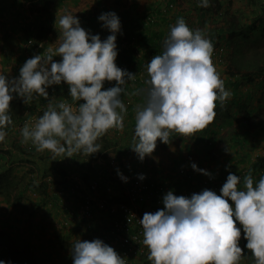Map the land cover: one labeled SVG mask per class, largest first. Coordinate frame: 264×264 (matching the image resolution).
Wrapping results in <instances>:
<instances>
[{
	"label": "clouds",
	"instance_id": "1",
	"mask_svg": "<svg viewBox=\"0 0 264 264\" xmlns=\"http://www.w3.org/2000/svg\"><path fill=\"white\" fill-rule=\"evenodd\" d=\"M199 3L207 7L209 0ZM98 20L111 33L106 39L83 28L76 15L57 14L55 27L60 36L54 56L62 59L57 62L52 55L38 54L26 60L18 77L0 72V143L12 124L9 110L16 96L26 104L36 97L47 99V89L62 83L69 86L71 99L80 103H49L34 123L21 129L24 142L65 158L80 152L90 156L101 151L97 141L109 129L124 127L127 108L121 99L122 86L136 74L116 63L117 35L122 29L119 16L104 12ZM221 44L213 46L202 30L190 28L183 18L171 27L163 53L148 61L150 87L145 106L136 112L131 149L141 161L154 152L158 140L169 143L171 132L191 136L208 126L216 116L217 101L229 103L225 101L231 92L216 71L224 63L213 64L211 59L214 48ZM105 81L116 85L105 89ZM191 167L201 178L210 175L195 163ZM242 167L214 174L244 170ZM117 174L127 182L122 172ZM145 178L139 175V179ZM220 193L204 189L187 197L170 190L163 197L164 208L144 213L139 220L142 243L149 249L152 264H240L242 229L255 264H264V176L256 181L250 174L241 177L230 172ZM71 256L73 264H126L125 257L99 238L77 240ZM0 264L11 262L0 260Z\"/></svg>",
	"mask_w": 264,
	"mask_h": 264
},
{
	"label": "crops",
	"instance_id": "2",
	"mask_svg": "<svg viewBox=\"0 0 264 264\" xmlns=\"http://www.w3.org/2000/svg\"><path fill=\"white\" fill-rule=\"evenodd\" d=\"M68 1H72V7L78 6L81 11L90 10L92 8L93 11L91 13L88 11L83 15L82 12L77 13L75 8L74 10L72 9L71 12L72 15H76L80 19L81 26L83 28L91 31L93 34H99L102 40L106 39V37L111 33L102 27V22L98 20V17L104 12L112 11L119 16L122 29L121 33L117 35L118 56L116 63L126 62L127 60L141 63L150 61L155 55H157L154 43L160 44L161 47H164V40L170 35V29L175 25L178 18H183L190 28L202 30L205 36L208 34L209 29L216 27L211 26L210 22L221 18L215 16V14H211L209 11L205 12L195 9V3H198V5L200 4L199 0H173V6L169 8L166 16H164L163 19L162 17H159V22L151 25V28L145 32L146 36L152 38L154 37V41H151L152 47H150V49L139 48L136 49L137 51H133V49H124L126 44L131 43L132 39L135 38V35H137L135 29L132 28L135 25L133 24L135 22L132 21V19L136 18L135 21L140 22V18H142L143 14H147L155 9L159 10L160 6L158 0H95L92 2V5L89 6L90 8L86 9L81 8V0H67L64 4L57 7L63 8L64 11L65 6L69 4L67 3ZM218 2L225 6L224 9H233L235 16H238V11H240V9H238V6L236 7L234 1L229 3L231 0H228V2L227 0H219ZM30 7L31 4L25 0H0V16L4 15L3 19L6 21L9 33L12 37H14L15 41V44L12 47L14 53L10 54L9 49H11V47L8 48V40L3 39L4 33L0 29V72L7 74L9 78L19 76L20 67L26 62L28 51L31 49L30 40L34 41L35 38H38L36 34L41 31L40 27L43 26V22L40 23L37 19H35L37 16H35V13L32 14ZM53 10L54 8L52 11ZM63 11L62 13L57 14L64 15ZM52 14H54V17L51 15L47 20L46 18H43L46 27H48V25H55L57 14ZM42 31L44 32L42 35L45 36L43 37L45 45L51 50L52 55H54L55 49L59 43L57 40L59 39L60 33L58 32L57 35H52L50 31L45 32L43 29ZM132 51L133 53H131ZM54 57L57 59V62L62 59V57L58 55ZM216 71H218L219 76L223 79L226 90L231 92V96L225 102H234L232 100L234 99L236 92L234 87L237 86L229 84L230 82H228V79L231 77L226 75L223 65L216 68ZM258 82L259 80H257V83ZM250 83L252 84L251 81ZM251 84L249 85L250 88ZM63 86L64 91H61L60 85H53L49 87L47 89L49 92V97L47 99L44 97H36L29 102V104H26L22 98L16 96L11 101L10 108H12V110H16L17 117L12 121V124L6 130L7 136L4 142L0 143L1 186L6 183V179H9V182H13V177H17L18 174L22 175V169L29 171V176L27 178L31 183H45L43 193L37 189L32 190L30 189L31 187L27 189V192L29 193L28 196L31 197L33 202L38 201L37 203L41 204L39 205L40 207L37 210L35 209V211L31 214L24 213L20 204L17 205L18 201L14 199L16 193H11V190L0 191V238L4 236L6 238V243L10 245V248L11 246L13 247L15 255L23 258V260L20 261L22 264H31L28 263L25 258L31 259L33 262L32 264H68V262H72L73 264L71 247L74 242L80 239L89 241L94 240L98 238V233L100 232V225H97L95 220H82L78 223H73L68 227H63L64 232H62L64 235L62 236H64L63 238L65 242H69V244L66 245L67 247L65 249H63L64 255L61 254L62 251L60 249L57 250L58 244L56 242L58 241L55 237V227L58 223L57 218H59V215L61 214V206L54 201L57 186L63 175L70 174L71 176L80 178L81 175L84 177V171L88 169L84 167L82 168V165L85 164L84 162L80 163L82 165L77 164L72 161L71 157L65 158L64 155H54L48 150L38 151L31 141L24 142L21 133V129L23 127L18 128L19 122H25L26 124L34 123L35 119L40 117L43 112L47 110L49 103L56 104L60 100H65L67 103L73 102L74 100L71 99L69 93V86L67 83H63ZM149 87L150 85L147 82L135 84L130 89V94L128 95L129 97H126L129 98V102L126 103V100L124 98L122 99L123 102L125 101L124 103L127 108V112L124 115V127L122 128L123 136L121 137L123 138V145H119L120 143L122 144V142L112 135V129L108 130V132L104 134L107 139L117 142L116 147H129L130 144L134 143L136 112L139 108L145 106L146 90ZM244 92L245 90H242L239 94L244 95V97L251 96L250 90L247 94ZM220 105L221 104H217L216 107ZM239 115L237 114L232 116V118H241V121L245 124L242 115L240 113ZM229 121H231V119L225 120L219 117H214V120L208 126L198 131L193 136L191 135L190 138L193 137L192 139L195 140L196 143H200L201 147L197 146L196 150L192 145V139L184 140V136H181V134L173 131L170 133L169 143L166 144L160 142L159 140L157 141V148L160 147L161 150L155 149L152 153L153 155H148L149 159L153 158L152 161L154 162L156 168L165 172L173 168H179L186 162V159L184 158H188L189 154V156L195 154L199 156L200 159L195 160L198 168H201L204 164L212 163L218 167L214 169L216 172H219L220 169L225 167L233 168L234 166L230 163V156H227L226 160L222 159V157L216 158L215 160L211 158L212 154L215 153L216 149L219 147L217 142L224 137L223 134H225L227 130L226 124ZM260 121L261 120L256 122ZM262 121L263 122L261 123H264L263 119ZM261 123L258 125L262 128L264 125ZM259 130L260 127L258 129V126L256 130L255 128H251L248 136L254 138L256 141H258V138L263 139L264 135L260 134ZM261 131L264 132V130ZM210 135L214 136L215 140L210 141L208 139ZM243 135L244 138L248 137L245 133ZM226 137L227 136H225L224 139ZM229 146L231 147V144H229ZM261 147H259L257 152L255 151L256 153L254 159L257 162L261 160L262 155L259 154L264 152H260ZM208 151H211L212 154H209ZM219 151L217 153L221 155ZM250 151L251 149L249 148L248 152ZM248 157L250 158V154ZM134 163L136 165L138 163V165L146 167L144 161L141 163L139 158L137 161H134ZM256 172H258V170ZM36 173H39V175ZM261 174L264 176V169L259 175ZM257 176L258 175L256 174L254 177L257 178ZM17 180L19 179H16V181ZM89 181L90 178H85V181L83 179L85 187ZM102 181L103 182L100 186V195L102 197L109 199L120 197V195H118V185H116L113 179H109L108 177ZM24 192L25 188L21 191V193L23 194ZM17 194L19 195V192H17ZM22 194L20 196H22ZM50 200L53 202L49 204L48 202ZM3 231L6 232V234L2 233ZM72 240L75 241L70 242ZM24 249L28 254L26 257H24ZM29 250L32 251L30 252Z\"/></svg>",
	"mask_w": 264,
	"mask_h": 264
},
{
	"label": "built area",
	"instance_id": "3",
	"mask_svg": "<svg viewBox=\"0 0 264 264\" xmlns=\"http://www.w3.org/2000/svg\"><path fill=\"white\" fill-rule=\"evenodd\" d=\"M159 1V6L160 8L163 7L164 11H166L167 6H173L172 3L166 2V0ZM156 17L158 15L155 14L150 21L159 20ZM30 43L31 49L28 51L27 59L38 54L42 56L52 55V52L45 45L44 38L40 40L34 39V41L30 40ZM131 47L132 45H126L125 49L129 50ZM132 48L137 49V46H133ZM164 50L162 46L159 54H162ZM224 52V45L214 48L211 57L213 64L224 63V56L226 54ZM53 60L57 61L55 57H53ZM147 64L148 62L141 65L123 62L117 64L122 69L136 74L135 79L128 81L122 86L124 90H128L129 93L133 85L146 83L150 79L147 72ZM115 85V81H105L104 88L107 89ZM124 99L126 103L129 102V98H126V96H124ZM79 103L80 101L70 102L73 106H77ZM25 124V122H19L18 128L24 127ZM112 135L115 138H121L123 129L112 128ZM129 150L131 149H124L115 158H103L101 156L93 160L90 181L86 184V187L83 184L82 175L80 178L71 176L70 174L62 176L57 186L55 197V202L61 206L58 222L62 227H68L82 220H95L97 225H100L98 238L109 246H112L122 257H125L126 264L137 261L143 254L149 256V249L142 243L143 228L139 220L142 219L145 212H155L158 209L164 208L162 200L168 191L171 190L176 195L190 197L193 193H199L204 189H208L215 191L219 195L221 194L220 189L226 182L230 172L242 177L247 170L244 169L239 172L230 171L223 174L210 173V175L205 176V179L203 178L201 186H192L190 184L193 181V169L191 167L193 163L191 159L190 167L187 164H183L174 170L172 176H169L165 171L155 168L148 169L144 166H137L130 164L129 161H125L124 156L129 155ZM118 170L128 178L127 182L120 178L117 174ZM196 173L197 171L193 174L196 175ZM140 174H143L146 178L143 180L139 179ZM108 177L109 179L113 178V181L118 185L120 192V199L118 201H114L115 198L109 199L100 195L99 189L103 182L102 180ZM200 178H196L197 183L200 181ZM179 182L185 183L181 184V186L183 185L181 190H178L176 186L180 184ZM1 258L2 255L0 254V260H2Z\"/></svg>",
	"mask_w": 264,
	"mask_h": 264
},
{
	"label": "rangeland",
	"instance_id": "4",
	"mask_svg": "<svg viewBox=\"0 0 264 264\" xmlns=\"http://www.w3.org/2000/svg\"><path fill=\"white\" fill-rule=\"evenodd\" d=\"M94 1L95 0H81V8H84V9L90 8L89 6L92 5V2H94ZM233 1L235 2L236 7L238 6V9H240V11H238V16H235L233 9H228V10L224 9L223 11L225 13H227L225 15V17H221L219 20H215V21L213 20L210 22L211 26H221V25L227 26L228 24L233 23L237 19H240V21L238 20L239 27L237 29L239 30L238 32H241V33H239L238 36H236V35L232 36L231 35L233 37L232 38L228 35L230 33H227L225 35V37H227L226 39H224L225 37H223V36H222V38L218 37V38H216L218 41L213 44V46H215L219 43H225L226 42L225 40H232V44L229 47H227L228 48L227 50L230 52L226 53V57L224 56L225 59H224V64H223V68L225 69V73H228V74L230 73L229 72L230 70H233L232 68H234L235 71H237V69H240L241 72H245V71H249V70H255L257 68L258 63L261 62V60H262L261 55L264 53V31L261 29V27H257L254 25L251 28L247 27V21H245L246 15L251 14V10H252L253 6L248 3L249 0H231V2H229V3H232ZM211 2H214V1L211 0ZM227 2H228V0H227ZM67 3H69V4H67L65 6L64 11H63V8L55 7L54 10L51 11L50 16L52 15L54 17V14H52V13L57 14V13H62V11H63V14H72L71 11H72V9L74 10V8L77 11V13L82 12V15L85 12L90 11V13H91L93 11L92 8L90 10H82L81 11V10H79L78 6L72 7V5H73L72 1H68ZM232 6H234V5H232ZM226 10H227V12H226ZM3 16H0V29L2 30V32L4 31V29L8 30V28L6 26L7 23L3 19ZM215 16H217V15H215ZM52 23H53V19H52ZM52 23H50V24H52ZM262 26L264 27V23H262ZM48 27H49V31L51 32L52 35L58 34L59 31L57 30L55 25L54 26L48 25ZM220 40H223V41H220ZM14 44H15L14 37L11 36L10 40H8V43H7L8 48L13 47ZM126 45H132V47L135 46V44L133 42L127 43ZM225 52H226V49H225ZM234 79H235V76H234ZM257 80H259L258 83L252 82V84H251L250 81L242 79L241 80L242 83H240L241 87L239 89L234 87V89L236 91L234 97L236 99L239 96V94H237V91L240 92L241 90H245V92H246V93L244 92L245 94H247L250 90V94H251L250 97H248V96L244 97V95H242L241 98H239L238 100H235L234 102L223 103L220 106L215 108V112H216L215 117H219V118L225 119V120L231 119V121L227 122V124H226L227 130H229L230 132H225V134H223L224 137L227 136L225 138L226 140L224 139V137H222L221 140H219L217 142L219 144V147H218V149H216L215 153L212 154L211 151H208L209 154H212L211 158L213 160H215L216 158H219V157H222V159L226 160L227 156H230L231 157L230 163H232L233 166H241L242 167L243 165H246V166L259 165L261 167V169L257 173H255V175L256 174L258 175L257 178L254 177V180H256V181H258V179L262 176V174L261 175H259V174L262 173L263 169H264V166L262 168V162L264 159V155H263L264 152H261V151H264V138L263 139L258 138L257 139L258 141H256V140H254V138L249 137L248 135H249L251 129H249V131H245V129H246L245 125L246 124H244V123L242 124V121L240 120L241 118L236 119V117L232 118V116H235L237 114L239 115V110L247 111V112H250L251 114L256 115V117L255 118L253 117V119L251 120V125L254 126L255 130L257 129V126H258V129L260 127L259 132H260V134L264 135V132L261 131V130H264L263 129L264 126L261 128V126H259L256 123V121H259L263 118V114H264V80H261V78L257 79ZM229 84L233 85L231 82ZM250 84H251V88L249 87ZM233 86H235V85H233ZM236 94H237V96H236ZM262 124L264 125V123H262ZM233 133L239 135V136H237V139L233 137V135H232ZM244 133L248 137L244 138V135H243ZM126 135H127V133H126ZM192 138H190V136H184L183 137L184 140H188V139L190 140ZM118 140H120V142H122V144L120 143L119 145H123V138H118ZM101 141H103V143L100 144L101 147L105 143L107 145H109L105 149L106 152L101 151V153H100L101 156H104L103 158H105V157L115 158L117 156V154L121 153L124 149H127V148L131 149L134 146V143H133V144H130L129 147H124V146L115 147L116 145H115L114 141L107 139V137H105L104 135L101 138H99L97 142H101ZM229 144H231V147L229 146ZM192 145L195 148V150H196L197 146L201 147L200 143H196L195 140H193ZM259 147H261L260 148L261 154H259V155H262V156H261V160H259V162H257L254 159V157H255V153L258 151ZM249 148L251 149L250 152H248ZM101 149L102 148H100V150ZM131 150H129L130 151L129 155L124 156V160L129 161L130 164L136 165L134 163V161L138 160V156L133 150L132 151ZM156 150H161V148L156 147ZM218 151L221 153V155L217 153ZM249 154H250V158L248 157ZM92 155L89 156L88 154H84V153L80 152V153H74V158L73 157H71V158H72V161L77 163V164L84 162L85 163L84 165L80 164V165H82V168L84 167V168L90 169L92 167L91 164L93 162V160H91L92 158H90ZM190 159H191L192 163L196 164L195 160L196 159L198 160L200 158L198 155L195 154V155H192ZM190 159H188V161H190ZM152 160H153V158L149 159V156H147L143 161L145 163V166L148 169H150V168L157 169ZM143 161L140 160L141 163ZM253 161H255V162H253ZM235 163H237V164H235ZM137 166H140V165H138V163H137ZM216 168H218V167L215 166L214 163H212V164H204V165H202V167L200 169H204L208 173H215L216 170H214V169H216ZM176 169H178V167L173 168L171 170H168L167 174L169 176H172V173ZM229 169H231V168H226V167L222 168L219 170V173H222L224 171H228ZM17 170H19V169H17ZM233 170H235L236 172H239L238 169H233ZM213 171H215V172H213ZM21 172H22V175L18 174L17 177L16 176L13 177V179H14L13 182H9V179H6V181H5L6 183L3 184V188L5 190H11L12 191V192L7 191V192H11L13 194L16 193L14 196V199L18 201L17 205L20 204V206L22 207V211L24 213L31 214L35 211V209L37 210L40 207L39 206L40 204L37 203L38 201L33 202L31 197L28 196L29 193L27 192V189L29 188L30 185H32V183L30 181H28V178H27L29 176L28 175L29 171L22 169ZM194 172H196V170L193 169V171H192V180L193 181H191L190 184L192 186H195V185L201 186L204 179L200 178V181L197 183V179H196L197 177L195 178V175L193 174ZM36 174L39 175V173H36ZM202 174H203V176H205L204 173H202ZM88 176H89L88 173H84V177L89 179ZM16 179H19V180L16 181ZM37 184L40 185L37 188V190L42 191L41 193H43V191H44L43 187H44L45 183L43 184V183L37 182ZM41 184H43V187H41ZM24 188H25V192L22 194L21 191ZM17 192H19V195L17 194ZM21 194H22V196H20ZM18 196H20V197H18ZM119 199L120 198H115L114 201H118ZM51 202H53V201L50 200L48 203L50 204ZM229 202L232 203L231 201H229ZM6 207H8V206H6ZM57 221H58V218H57ZM58 223L56 224V227H55L56 228L55 229L56 230L55 237L58 241V242H56L58 244L57 250L60 249L62 251L61 254L64 255L63 249H65L67 247L66 245H68L69 242H65V240L63 238L64 236H62V235H64L63 234V232H64L63 227ZM237 226L241 227V229H242V226L239 225V223H237ZM2 233L6 234V232H4V231ZM241 236H244L243 229L241 230ZM2 240L6 241V238L3 236ZM73 241H75V240H72L70 242H73ZM240 246L244 250V245H243L242 239H240ZM29 251L31 252L32 250H29ZM23 253L25 255L24 257H26L28 255L25 252V249H24ZM0 254L2 255L1 259L6 261V262H11V264H22L20 261L23 260V258H20L18 255H15L14 249L12 246L10 248V245L9 246L7 245V247H0ZM25 260L28 263H31V264L33 263L31 261V259L25 258ZM142 262H143V260H140L134 264H152V261H150V260L146 261L145 263H142ZM68 264H72V262H68ZM240 264H255V259L247 258L245 256V254L243 253Z\"/></svg>",
	"mask_w": 264,
	"mask_h": 264
},
{
	"label": "trees",
	"instance_id": "5",
	"mask_svg": "<svg viewBox=\"0 0 264 264\" xmlns=\"http://www.w3.org/2000/svg\"><path fill=\"white\" fill-rule=\"evenodd\" d=\"M15 1H17V0H15ZM25 1H27V2H29L31 4L30 10H31L32 14L35 13V16H37V18H35V19H37L40 23L43 22V26L40 27V30L41 31H39L36 34V36L38 37L37 39H41V38L45 37L44 35H42L44 33L42 31V29L45 32H48L49 31V27H46L45 26V23H44L45 21L43 20V18H46V20H47L48 17L50 16V13H51L52 9L55 8V7H57V6H61L67 0H25ZM213 1L214 2H211V0H209V5L207 7H202V6H200V4L198 5V3H195V9H198L200 11H205V12L206 11H209L211 14L217 15V17H219V18L220 17H225V15L227 14V13H225L223 11L225 6L223 4H221L220 2H218L219 0H213ZM166 2L172 3L173 0H166ZM158 3L160 4V1ZM248 3L250 5H252L253 8L251 10V14H250L251 16L249 14H247L246 17H245V21H247V27L251 28L254 25V26H257V27H261V29L264 31V27L262 26V23H264V0H249ZM169 8H170V6H167L166 11H164L163 10V7H161L159 10L155 9V10L150 11L147 14H143L142 15V18H140V22H136L135 21L136 18L135 19H132V21L135 22V23H133L135 25L132 28H134L135 31L137 32V35H135V38L132 39V42L135 44V46H137V49H139V48L140 49L141 48L150 49V47H152L151 41L152 42L154 41V37L152 38V37L146 36L145 35V32L151 28V25L157 24L159 22V20L150 21V19H152L155 14L158 15V17H156V19H159V17L160 18L162 17V19H163V17L166 16ZM227 10H228V8H227ZM227 10H226V12H227ZM238 20L240 21V19H237L236 21H234L231 24H228L227 26L226 25H221V26H216L214 28L209 29L208 30V34H206V37L208 39H210L211 42L214 44V43H216L218 41L216 38H218V37L222 38V36L225 37V35L227 33H230V34H228L230 37H232L234 35L238 36V34L241 33V32H238L239 30L237 29L239 27ZM3 32H4L3 39L10 40L11 35H10L9 31L4 29ZM226 38L227 37H225L224 39H226ZM220 41H223V40H220ZM225 41L226 42L225 43H222V44L225 46V49H226V52L225 53H228L230 51L227 50L228 49L227 47H229L232 44V40H225ZM154 44H155V47H156L155 51L157 50L156 54H159L161 52V45L160 44H157V43H154ZM219 44H221V43H219ZM130 49H133V51H137L136 49H134L132 47ZM133 51L131 53H133ZM9 53L10 54H13L14 53V50L12 49V47H11V49H9ZM261 56H262L261 57L262 60H261V62L258 63L257 68L255 70H249V71L241 72L240 69H237V71H235L234 68H232L233 70H230L229 71L230 72L229 74L227 73L228 74V77H231L230 79H228V82H231V83L234 82V85L235 86H239L240 85V79L248 80V81H251V82H254V83L257 82L256 80L257 79H260V78H261V80H264V53ZM225 57H226V54H225ZM123 63H129V64H133L134 63V64H138V65H141L142 64L141 62L128 61V60L126 62H123ZM234 76H235V79H234ZM60 87H61V91H64L63 83L60 84ZM129 94L130 93H128V90H124V92L121 94V99H123L124 96L129 97L128 96ZM217 104H221V103L219 101H217ZM9 112H10L12 121L14 119H16V117H17L16 110L15 109L12 110V108H10ZM239 113L242 115V118H243V120H244V122L246 124L245 125L246 126V131H249V129L254 128V126L251 125V120L253 119V117L255 118L256 115H253L250 112L242 111V110H239ZM262 119L264 120V114H263V118ZM262 119H261L260 122H256V123L257 124H260L261 122H263ZM8 127H7V129H8ZM209 131H211V130H209ZM226 132H230V131L229 130H226ZM232 135L236 139H237V136H239V135H237L235 133H233ZM208 139L210 141L211 140H215V137L210 135L208 137ZM97 143L102 144L103 141L97 142ZM114 143H115V145H117V142L116 141H114ZM108 146L109 145H107L106 143L103 144V146L101 147L102 148L101 151L102 152L105 151V149ZM101 151L93 154L90 157V158H92L91 160L98 159L101 156V154H100ZM189 155H188V158H184V159H186V162L184 164H187L190 167L191 162L188 161V159H190L191 156H189ZM102 157H104V156H102ZM183 162H184V160H183ZM263 166H264V163L262 162V168H263ZM246 169L247 170H246V173L244 174V176L250 174L254 178L255 173H257L256 171L257 170L259 171L261 169V167L259 165H251L250 167H248ZM88 170L91 171V168L88 169ZM88 170L84 171V173H88L89 178H90L91 173ZM195 176L197 178H200L201 177V175H195ZM85 178L86 177H83L84 181H85ZM179 183L180 184H178L176 186H177V189L178 190H181L182 189V186H183V185L181 186V184H185V183H181V182H179ZM39 186L40 185L37 184L36 182H32V185H30L29 187H31L30 189L35 190ZM41 187H43V184H41ZM0 191H5V189L1 185H0ZM119 194H120V192H118V195ZM74 200H75V198H74ZM54 201H55V199H54ZM241 239L243 240L244 254H245V256L247 258H253V259H255V257L252 255L251 251L248 250L245 247L247 241H246V239H244V236H241ZM7 245L9 246V244L6 243V241H4V240H2V238H0V247H5ZM148 257L149 256L143 254V256H141V258L138 259L137 261L143 260L142 263H145L146 261L149 260ZM137 261L128 262L127 264H134V263H137Z\"/></svg>",
	"mask_w": 264,
	"mask_h": 264
}]
</instances>
